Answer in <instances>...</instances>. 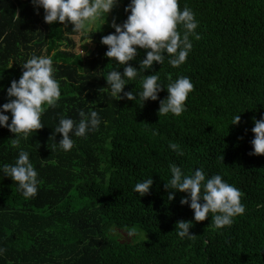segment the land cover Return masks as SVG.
<instances>
[{
    "label": "trees",
    "instance_id": "obj_1",
    "mask_svg": "<svg viewBox=\"0 0 264 264\" xmlns=\"http://www.w3.org/2000/svg\"><path fill=\"white\" fill-rule=\"evenodd\" d=\"M119 2L114 13L122 25L130 0ZM185 5L196 15L200 37L192 38L186 63L174 68L166 59L125 87L142 91L143 75L155 73L165 86L189 77L194 90L187 111L175 116L159 115L166 88L158 101L145 103L118 100L105 89L108 72L124 71L101 44L114 28L84 36L94 48L83 56L61 50L67 36L76 35L73 25L46 23L33 0H0V106L33 54L55 52L61 85L56 106L41 116L44 128L19 146L0 126V165L14 164L23 149L40 181L37 194L25 198L0 171V248L6 249L0 264H264V155H250L254 118H264V0H180L181 9ZM137 51L129 63L139 71L147 50ZM90 109L101 117L99 130L73 137V149L61 150L60 118L78 122L79 112ZM235 115H241L239 125H232ZM171 164L189 175L198 168L209 178L222 175L243 193L246 212L224 229L211 226V217L196 222L190 205L180 203L186 193L168 200ZM149 177L153 187L141 197L133 189ZM181 220L193 223L195 240L178 237ZM113 226H134L143 235L132 243L113 236Z\"/></svg>",
    "mask_w": 264,
    "mask_h": 264
},
{
    "label": "clouds",
    "instance_id": "obj_2",
    "mask_svg": "<svg viewBox=\"0 0 264 264\" xmlns=\"http://www.w3.org/2000/svg\"><path fill=\"white\" fill-rule=\"evenodd\" d=\"M118 3L119 0H33L36 9H44L46 23L58 21L65 26L67 23L73 25L71 31L76 34L74 39L92 32L97 22L104 21ZM125 12L129 13L127 20L122 25L113 21L115 33L101 38V44L108 48L105 56L117 61L124 69L122 74L119 70H113L104 76L108 84L105 89H110L111 96L118 100L126 98L145 103L149 100L158 101L159 94L166 88L169 95L160 101L159 115H181L187 111L186 102L194 90L189 77L179 76L165 86L160 82L159 74L155 73L143 75L142 91L137 92L135 89L125 92V87L142 72L151 70L154 64L163 65L166 59L174 68L186 63L193 49L192 38H200L196 31L199 22L194 11L186 5L181 9L180 0H130ZM181 27L183 32L180 31ZM138 48L147 50L139 71L129 63L136 60ZM53 56L55 52L48 56L33 54L23 64L24 71L20 79L12 80L11 86L7 88L9 102L0 106V126L15 134L13 141L16 146H19L21 139L27 140L32 132L44 128L42 114L48 107L56 106L61 97V85L54 75ZM5 113H11V117ZM79 116L78 122L62 116L55 128V133L62 134L57 145L65 152L73 149V137H86L88 133L98 131L102 123L97 110L90 109L87 113L81 110ZM240 122L241 115H235L232 125H239ZM103 123L106 125L107 122ZM254 125V139L251 141L254 151L250 155H264V118H254ZM169 147L177 149L176 144H170ZM0 171L18 184L25 198L37 194L40 181L29 152L21 149L15 163L0 165ZM170 172L171 179L165 186L170 190L168 200H175L176 192L186 193L187 196L180 203L182 206L190 205L196 222L211 217V226L224 229L233 224L234 218L246 212V206L242 203L243 193L227 183L222 175L216 174L209 178L203 168L189 175L176 164L170 165ZM153 184V178L149 177L136 183L133 191L143 197L150 194ZM193 226L191 221L181 220L177 222L175 232L181 239L195 240L196 236L190 232ZM118 228L124 230L132 243L143 235L142 230L134 226H113L110 231L115 237L125 239ZM5 252V248H0V256Z\"/></svg>",
    "mask_w": 264,
    "mask_h": 264
},
{
    "label": "rangeland",
    "instance_id": "obj_3",
    "mask_svg": "<svg viewBox=\"0 0 264 264\" xmlns=\"http://www.w3.org/2000/svg\"><path fill=\"white\" fill-rule=\"evenodd\" d=\"M119 7H120V2L117 4V9L114 8L109 13L108 17L104 21H98L97 22L93 31H99V30L104 31V30L113 29V27H112L113 21H115L118 24V21L116 19L114 11H116V12L120 11ZM107 28H109V29H107ZM73 36H75V35H73ZM73 36H67L68 41L65 42L66 45H63L61 47V50H68L71 53L82 54L83 56H86L88 54V52L91 51L92 48H94L93 47L94 45L92 43H90L89 41L83 40L84 36H80L78 39H74Z\"/></svg>",
    "mask_w": 264,
    "mask_h": 264
},
{
    "label": "water",
    "instance_id": "obj_4",
    "mask_svg": "<svg viewBox=\"0 0 264 264\" xmlns=\"http://www.w3.org/2000/svg\"><path fill=\"white\" fill-rule=\"evenodd\" d=\"M185 107H186V106H185ZM124 236H125V237H127V234H126V233H124Z\"/></svg>",
    "mask_w": 264,
    "mask_h": 264
}]
</instances>
